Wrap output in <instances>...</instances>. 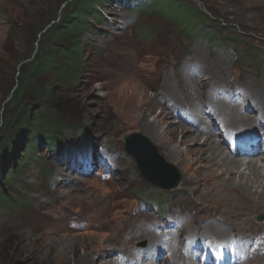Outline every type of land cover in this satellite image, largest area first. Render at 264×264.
<instances>
[{
  "label": "rangeland",
  "instance_id": "obj_1",
  "mask_svg": "<svg viewBox=\"0 0 264 264\" xmlns=\"http://www.w3.org/2000/svg\"><path fill=\"white\" fill-rule=\"evenodd\" d=\"M70 1L0 0V128L10 109L8 93L16 83L17 71L30 60L22 59L36 53L39 34L35 35V28L40 15L59 17ZM146 1L131 0L129 5L125 0H109L102 22L95 23L82 36L84 70L75 88L61 93V101L69 109V123L74 126L68 134L72 151L66 157L41 151L24 159L25 167L10 182L17 204L0 208V264H152V258L147 256L156 250L147 247L153 237L174 247L178 241L179 251L187 260L184 254L192 252V248L196 251L198 246L186 243L195 231L191 227L199 225L202 231L213 219L216 230L223 228L222 235L216 230L204 232L206 240L246 235L252 236V242L255 234L264 237V219L257 220L264 216V209L249 206L257 203L256 198L236 194L230 195L228 201L220 194H212L214 204L205 203L202 211L200 196L193 190L192 172L185 169L182 159L166 158L163 142L148 138L163 161L179 173L180 184L173 190L147 183L135 159L124 150L125 137L144 135L140 121L134 123L128 116L132 101H136L133 108L139 115L149 101L155 103L151 112H146L149 122L163 111L175 112L167 123L177 126L182 121L186 128L192 124L191 113L198 109L207 119L202 126L210 125L212 114L217 119L213 107L206 102L231 101L240 103L241 111L252 117L228 130L217 121L219 135L214 140L223 142L225 156L242 160L230 152L227 139L242 132L235 130L244 126L258 130L260 126L254 121L259 116L264 125V0H207L210 6L193 0L200 11L209 15L208 8H213L211 19L215 21L203 23L190 34L179 32L181 25L177 28L171 19L163 24L161 18L142 34L145 18L135 5ZM131 88H137L139 96L130 101ZM176 101L182 103L178 105ZM197 101L206 103L205 108H197ZM246 101L254 109H248ZM191 105L193 111H186ZM181 137L176 134L177 143ZM203 139L189 147L197 149ZM177 143L174 147L184 151L186 146ZM261 158L253 160L262 166L264 181ZM16 164V159L11 164L5 161L1 177L5 178L7 170ZM255 189L259 190L254 186L252 190ZM218 204L224 214L232 208L249 224L240 227L236 221L232 228L225 227ZM173 223L178 228L170 227ZM171 228L174 230L169 235L160 237ZM145 230L149 233L145 234ZM143 242L147 244L141 246ZM241 249L243 253L237 250L241 254L238 264H245V245ZM166 251L168 256L165 249L152 261L159 263L158 255L163 259ZM144 256L146 263H142ZM197 258L196 254L187 262L199 264ZM263 258L259 264L264 263Z\"/></svg>",
  "mask_w": 264,
  "mask_h": 264
},
{
  "label": "trees",
  "instance_id": "obj_2",
  "mask_svg": "<svg viewBox=\"0 0 264 264\" xmlns=\"http://www.w3.org/2000/svg\"><path fill=\"white\" fill-rule=\"evenodd\" d=\"M108 1L71 0L65 3L59 17L47 13L40 15L35 28V35L39 34L36 53L32 58L29 55L22 59L30 60L17 71L16 83L8 93L10 109L6 111L0 128V170L5 161L11 164L16 159L18 162L13 169L7 170L5 178L0 174V208L17 204L10 182L25 167L24 159L28 155L48 151L55 157H66L72 151L68 134L74 126L69 123V109L61 101V93L78 84L85 67L82 36L91 31L95 23L102 22ZM126 1L130 5L131 0ZM192 1L147 0L137 3V11L145 18L140 32L152 23L158 24L159 18L163 19V24L171 19L177 28L181 25L179 32L189 34L203 23L215 21L211 19L213 8H208L209 15L200 11ZM198 1L210 6L207 0ZM22 139L25 142L23 147ZM47 171L44 165L46 176Z\"/></svg>",
  "mask_w": 264,
  "mask_h": 264
},
{
  "label": "bare ground",
  "instance_id": "obj_3",
  "mask_svg": "<svg viewBox=\"0 0 264 264\" xmlns=\"http://www.w3.org/2000/svg\"><path fill=\"white\" fill-rule=\"evenodd\" d=\"M126 89H129V88H126ZM136 90H137V88H131V90H129L130 91V92H128L129 100L139 96L138 95L139 92ZM144 97H145V95H143V98ZM146 100H147V98H146ZM141 101H143V99ZM246 102H247V104H246L247 108L250 109L253 104L250 105L248 101H246ZM176 103H178V105H180V103H182V101H176ZM206 103H208L210 106L213 107L214 114H216V116H218L217 119H213V114L211 116L208 115L209 116L208 121L210 120L211 123H210V125H207V126H202V124L207 119L202 115V112L199 109L196 110L195 112L191 113L192 124H190L191 126H188V128H186L187 126H185L182 121L179 122L180 124H178L177 126L175 124L173 125L171 123V121L169 123H167L169 115H171L172 113H175V112L167 113L166 111H163V112L159 113V115L156 116L154 121L151 123L148 121V118L146 116V112H151V107L153 105H155V103L151 102V101L148 102V106L145 105L147 108L142 113V115L137 114L138 110L136 111L133 108V105H136V101L130 102L128 104V107H129V112L131 114H129L128 116L131 118V120L134 123L140 121V125L142 126V128L144 130V135L147 139L149 138L152 142H155V141L163 142L162 148H164V151L166 152L165 156L167 159H169V158H173V159L180 158L185 162V166H184L185 169L188 168L190 170V172H192V181L191 182L193 184V190H195V192H197V194H199V196H200L199 197V201L201 202L199 204V206H201L200 210H202V211L205 210V208H204L205 203L214 204L213 201L210 200V196L212 194H220V195L225 197V200H228V201H230L228 199L230 195L245 194L246 196H249V197L251 195L253 198L257 199V203L253 202V204L249 205V206H251V207L253 206V207L258 208V209H260V208L264 209V181L262 178L263 177L262 166L256 164L253 159H249L247 162H243V160H245L243 158H242V160H240V158L236 159V158H230L228 156H225V154L223 153L222 148H221L223 145V142L218 141L216 143L214 140V136L216 135V129L215 128L217 125V123H216L217 121L220 120L221 122L219 125H222L223 128L226 127V130H228V127L234 128V127L241 126L243 122L247 121L248 117H252V116H248L247 114H244L241 111L242 105L240 106V103H239V105H235V103H231V101H208ZM206 103H203V101H199L195 105H197V108L201 107L203 109V108H205L203 106ZM139 106H137V107H139ZM142 106H143V104L141 103V107ZM191 107H192V105L189 106L188 109L185 108V110L186 111H193ZM261 107L264 109V104H262ZM251 109H254V107H252ZM248 111H250V110H248ZM254 118H256V117H254ZM254 122H255V124L258 123L259 126H263V125H261L262 123L260 124V122H262V119L260 118V116ZM161 127L162 128L164 127V128L160 129ZM251 127H253V126H251ZM253 129H257V127H254ZM253 129L244 126V127L240 128L238 130H235V131L253 132L254 131ZM158 131L160 134L158 133ZM177 133H180V135L182 134V137H181L180 141H178V143H177V139H176ZM217 135H219V134H217ZM229 135H230V133H229ZM202 137L204 139H203V142H202L200 147H198L197 149L196 148L191 149L189 147V145H196L198 143V140ZM176 143L179 144L180 146L185 145L186 146L185 150L180 151L179 149L174 147V144H176ZM231 153H233V152H231ZM187 160H189V161H187ZM261 160H262V163L264 164V156L261 158ZM243 166L245 168L241 171V168H243ZM243 171H245V172H243ZM254 186H256L259 190H256V189L252 190V188ZM206 188H208V189L206 190ZM226 207L227 206H225V208ZM228 207H230V206H228ZM218 208H219V214L223 215V217L225 218L224 221L221 222L224 224L225 227L232 228L234 226V225H232V223H236V221H238V223H240V225H238L240 227L249 224L248 221L242 220L241 214L234 212V210L232 208H230L226 214L223 213L221 205L218 204ZM243 213H244V211H243ZM175 216H179V215H175ZM214 222H215L214 219L211 220L206 225V227H202L205 229V230L203 229L202 231L198 229V227H200L199 225H195V226L191 227L195 231L191 232V230L189 229L192 234L190 237L187 238L188 240L186 241V243L190 244L191 242H193V240L202 241V240L206 239L203 237L204 234L206 235V233H204V232H208V231H212V230L217 229V226L213 225ZM173 227L178 228V225L174 224ZM206 229H208V230H206ZM173 230H174V228H171L170 230H164L161 233L162 235H160V237L169 235V233ZM216 231L219 232L218 233L219 235H222L221 232L223 231V228L220 230H216ZM144 233L148 234L149 231L145 230ZM209 233H211V232H209ZM218 234H213V235L218 237ZM260 234H262V236H263V233H260ZM179 237H180V235H179ZM235 237H236V235L232 236L231 238H230V236H227V237H224V239H222V240L225 242L232 241L234 244L235 250H239L242 253H243V251L241 249V246L245 245L246 254L244 255V257L247 259V262L245 264H259L260 263L259 261H261L262 257L264 256V237H260L259 234H255L253 236L254 240L252 242H249L250 237H252V236L248 237L246 235H240L239 236L240 238H238V237L235 238ZM177 240H178V237H177V239L174 238L173 241H177ZM240 242H244L243 245ZM149 243H150V245L147 247V249L149 247H151L153 250H156V253L154 252V255L160 254V251L162 252V250H163V254H164L165 249H168V256H167V251L165 252V254H166L165 257L167 259H165V257H163V259H161L160 255H158L159 257H158L157 261H159V263H157V264H162V263L163 264H181L180 261L183 262V264L184 263L186 264V263H188L187 261L196 257L195 253L188 250V253L184 254L185 256L189 257V259L186 260L181 255L182 250H181V252L179 251L178 241H177L176 247L172 246L170 243H167V241L165 242V241H162L159 239L156 241L155 237L151 238ZM251 250H254V252ZM149 251L151 252V249ZM154 255L149 254V256H147V257H151L153 260L156 258ZM152 260H149L150 263L156 264V262L154 261L155 262L154 263ZM172 260H174V261H172ZM147 261H148V259L144 256L142 263H144V262L146 263ZM168 261H169V263H167ZM188 264H195V263H188ZM234 264H238V263H234ZM261 264H264V263H261Z\"/></svg>",
  "mask_w": 264,
  "mask_h": 264
},
{
  "label": "water",
  "instance_id": "obj_4",
  "mask_svg": "<svg viewBox=\"0 0 264 264\" xmlns=\"http://www.w3.org/2000/svg\"><path fill=\"white\" fill-rule=\"evenodd\" d=\"M124 150L136 162L138 171L144 180L164 190H172L179 186L181 178L177 169L163 161L156 147L143 135L132 134L124 138ZM259 216L258 220H263Z\"/></svg>",
  "mask_w": 264,
  "mask_h": 264
}]
</instances>
